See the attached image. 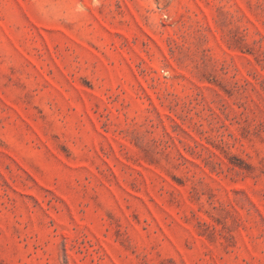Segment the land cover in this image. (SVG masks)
<instances>
[{
  "label": "rangeland",
  "instance_id": "1",
  "mask_svg": "<svg viewBox=\"0 0 264 264\" xmlns=\"http://www.w3.org/2000/svg\"><path fill=\"white\" fill-rule=\"evenodd\" d=\"M0 264H264V0H0Z\"/></svg>",
  "mask_w": 264,
  "mask_h": 264
}]
</instances>
